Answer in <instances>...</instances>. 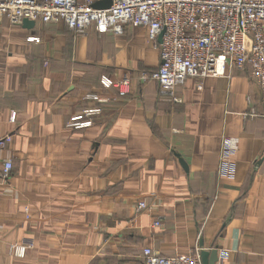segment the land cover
I'll list each match as a JSON object with an SVG mask.
<instances>
[{
  "label": "crops",
  "instance_id": "0c3cea01",
  "mask_svg": "<svg viewBox=\"0 0 264 264\" xmlns=\"http://www.w3.org/2000/svg\"><path fill=\"white\" fill-rule=\"evenodd\" d=\"M158 65L144 27L0 19V137L11 135L0 168L12 162L0 177V264H142L144 247L264 264V117H243L261 113L259 87L248 68L227 69L200 88L189 78L174 102L141 79ZM102 76L128 79L127 94ZM93 108L89 127H67ZM224 138L231 176L218 172ZM21 243L31 245L18 257Z\"/></svg>",
  "mask_w": 264,
  "mask_h": 264
},
{
  "label": "built area",
  "instance_id": "2783aa9c",
  "mask_svg": "<svg viewBox=\"0 0 264 264\" xmlns=\"http://www.w3.org/2000/svg\"><path fill=\"white\" fill-rule=\"evenodd\" d=\"M101 0H0V19L21 25L23 19L42 23H63L75 33H83L94 25L99 33H123L124 26L144 27L147 39L158 47L159 65L142 72V80H153L160 92L177 102V87L189 78L200 81L206 77L224 75L227 69H249L250 79L261 91V113L247 115L264 117V0H109L106 8H95ZM161 34V42L158 37ZM30 40L38 41L35 37ZM104 88H115L119 97L127 94L128 79L113 81L102 76ZM98 100L95 95L91 96ZM99 108L84 109L69 117L66 125L74 129L92 124L91 117ZM10 119L14 120V113ZM11 141V135L0 137V148ZM233 148L223 139L219 159L220 175L233 174L230 158ZM11 160L3 161L0 177L6 180L11 172ZM139 202L137 211L145 210ZM27 211V208H25ZM161 225L159 218L153 226ZM31 243L12 245L10 251L20 257ZM225 253L220 254L222 259ZM142 264H202L198 251L166 256L150 247L142 249Z\"/></svg>",
  "mask_w": 264,
  "mask_h": 264
},
{
  "label": "water",
  "instance_id": "95a60500",
  "mask_svg": "<svg viewBox=\"0 0 264 264\" xmlns=\"http://www.w3.org/2000/svg\"><path fill=\"white\" fill-rule=\"evenodd\" d=\"M110 5L109 0H101L96 1L93 4L95 8H106ZM21 25L25 28H32L34 26V21L23 19ZM161 42V34L158 37V43ZM184 169H186V165L182 162ZM201 245V243H200ZM199 257L202 264H215L218 261V252L216 248H211L210 250H200Z\"/></svg>",
  "mask_w": 264,
  "mask_h": 264
}]
</instances>
